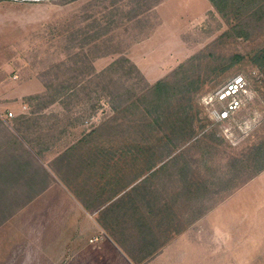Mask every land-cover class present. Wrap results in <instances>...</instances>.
Here are the masks:
<instances>
[{
	"label": "rangeland",
	"instance_id": "374dc122",
	"mask_svg": "<svg viewBox=\"0 0 264 264\" xmlns=\"http://www.w3.org/2000/svg\"><path fill=\"white\" fill-rule=\"evenodd\" d=\"M233 23L210 0H0V264L66 263L61 238L53 236L59 230H46L35 217L31 222L24 211L49 178L65 183L95 211L118 180L125 185L148 162L166 157L169 148L174 151L158 162L156 168L165 166L146 182L148 190H130L132 184L120 192L119 197L126 194L117 205L96 212L100 225L133 264H264V169L225 192L248 174L230 166V157L264 140V72L251 59L264 46V13L246 22L248 37L230 30ZM120 57L136 69L124 63L98 76ZM182 63L180 75L190 76L193 91L189 141L173 149L168 120L175 108L159 127L149 126L152 115L142 117L133 108L108 118L114 114L108 92L130 99ZM238 74L249 81L251 98L229 120L211 121L201 96ZM48 89L61 91L60 99L40 107L42 101L27 98ZM8 111L13 115L2 117ZM21 116L35 123L27 137L41 140L35 144L39 156L32 155L50 174L41 172L35 183L28 180L34 166L29 172L15 164L5 168L3 156L19 153L12 149L13 119ZM104 122L120 128L106 126L67 160H56ZM138 128L142 133L134 135ZM132 140L143 144L140 153ZM156 143L161 149H151ZM95 145L105 148L109 167L91 165ZM6 169L16 170L13 177ZM191 178L192 194L183 190ZM167 243L176 244L173 251L156 259Z\"/></svg>",
	"mask_w": 264,
	"mask_h": 264
},
{
	"label": "trees",
	"instance_id": "16d2710c",
	"mask_svg": "<svg viewBox=\"0 0 264 264\" xmlns=\"http://www.w3.org/2000/svg\"><path fill=\"white\" fill-rule=\"evenodd\" d=\"M212 5L215 7V9L228 20H232L234 23L231 25L230 30H236L240 35H243L244 37H248L247 34V24L246 22L249 21L253 17H258L264 13V0H210ZM251 59L253 63H255L263 72H264V46L261 47L259 50H257L252 56ZM124 63H129V66L131 68H135V65L130 63L129 59L126 57H120L113 62L109 64V66L105 69H103L98 76L103 77V74L110 72H113L117 68L121 67ZM186 64L182 63L177 66L176 69L172 71V73L165 78L157 80L154 84L150 86H146L145 88H142L138 93L134 92V95L129 99L125 94L123 93H112L108 92L107 95L109 96L110 101V107L113 111V115L109 116L110 119H115L119 114H125L128 110L131 108L136 109L140 115L143 117L146 114L152 115V121L149 123V126H162L163 121L166 119L165 113L167 111L170 112V109L175 108L174 115L175 117L173 119H169L168 123L170 126V134H172V138L170 140L172 141L173 149H176L178 145H181L182 143L189 141L193 137V129L190 125V109H191V103H192V97H193V91L189 88L190 84V76L188 75H180L181 71L185 68ZM61 95V91L54 90L51 91L48 89V91L42 93V94H36V95H30L27 98L29 100H39L40 107L46 106V104H49L53 101H57L59 96ZM72 95V94H68ZM149 97V98H148ZM144 100H147V104L144 102ZM179 116H183L181 118H178ZM25 116L15 117L13 121L16 124L15 133L17 137L15 136L13 138V151H19L17 152H9L5 156V168H8L10 165V168H13L12 165L15 164L16 166H20V168L26 172H29L27 168H31L32 166L35 167V170L33 173L29 175L30 182L35 183L36 177L41 175V172L45 175V177H50V174L44 170L41 166H38V162L32 155V153L39 156V149H37L36 145L41 140L40 137H36L34 139L27 137V130L29 131L32 125H34V122H28L27 119H23ZM107 118V117H106ZM107 122V121H106ZM167 122V120H166ZM107 123H102L97 126H94L92 130L86 132L83 134V136L78 139L77 141L71 143L69 146H67L61 154H59L56 157V160L58 161H65V159H68V154H71L75 149L80 148L82 144L87 143V137L89 135H92L95 132L101 131L106 128V126L110 128H117L119 129V125L116 123L109 125H103ZM130 126H128L129 128ZM140 128L135 129L134 135L138 133H142L139 131ZM150 129H153L151 127ZM159 133L161 135V129L159 130ZM170 135H168L169 137ZM165 137V136H164ZM162 139L163 136H161ZM135 140V139H134ZM134 140H132L133 148L140 153L141 149L143 148V144L136 143ZM160 141V139H159ZM166 145V141L164 143V146ZM130 147V146H129ZM153 148H160V143H156L152 146ZM105 148L102 145H95L90 148V150L95 151L93 154V158L91 159V165H98L102 167H109L110 164H108L109 160H106L104 158V155H102V150ZM249 152L246 154H243L242 152L230 157L229 164L230 166H237L236 170L243 169L245 173L247 172V176H245L243 179L238 182L237 185L230 187L229 189L225 190L226 194L232 189H234L236 186H239L243 184L245 181L250 179L252 176L259 173L261 170L264 169V140L259 143V145H253L249 148ZM155 151V150H154ZM174 151L172 148L167 150V156L172 155L171 152ZM153 154V152H152ZM9 156V157H6ZM166 157H159L158 159H155L153 161L148 162L146 168H143V170L136 171L134 173L133 177L128 180L125 185H119V180L115 183L116 188L112 190V193L106 197L104 200H102L98 208L102 207L101 210H109V206H115L117 205L121 199H123V196H125L126 191L123 192V195L120 197L117 196L120 192L125 190L130 185V190H135L139 187H142L146 184V182H149L152 177H154L157 173L161 172L162 167L165 166L162 164L161 166L156 168V165L161 160L163 161ZM20 159V160H18ZM139 155L136 156L134 159L135 161L139 160ZM55 160V161H56ZM117 163V162H115ZM111 165H115L114 163ZM37 166V167H36ZM117 166V165H116ZM24 168V169H23ZM10 170L6 169L8 171L9 177H13V173L16 170ZM21 171V170H20ZM198 174V173H197ZM181 175V174H180ZM184 175V173H182ZM185 176V175H184ZM142 177V178H141ZM186 177V176H185ZM186 178H183L182 180H185ZM194 180L191 178L186 184L183 190L185 192L193 193V185ZM52 182V179H48L45 185H43L41 188L37 190L34 196L31 197L33 199L38 194H40L44 189H46L50 183ZM201 182L197 183L196 185L199 186ZM145 190L146 187H143ZM117 196V197H116ZM226 196V195H224ZM223 196V197H224ZM76 197L79 199V196L76 195ZM114 197H116L114 200H112ZM222 197V198H223ZM30 199V200H31ZM29 200V201H30ZM111 202L106 205L107 201ZM138 200L141 202L142 197H139ZM80 201L84 205V207L88 208V203L86 200ZM144 201V197H143ZM213 204H210L209 206H205L204 208H199V210L196 213L195 218H199L202 214H204L208 209L212 207ZM143 219L146 222H149L150 219L148 217H145ZM181 229L177 230L180 231ZM153 234V233H152ZM155 251L144 253L143 256L140 257V261L147 259L149 256L153 255ZM127 254L129 257H131L132 260L137 262L136 257L129 251H127ZM139 261V262H140Z\"/></svg>",
	"mask_w": 264,
	"mask_h": 264
},
{
	"label": "crops",
	"instance_id": "0c3cea01",
	"mask_svg": "<svg viewBox=\"0 0 264 264\" xmlns=\"http://www.w3.org/2000/svg\"><path fill=\"white\" fill-rule=\"evenodd\" d=\"M100 209L97 207L92 211L84 207L65 183L55 179L29 202L24 211L28 212L31 222L35 217L38 223H46V230H59L53 236L61 238L65 264H133L100 225L96 216ZM175 245L165 244L156 259L166 258L165 254L170 248L173 251Z\"/></svg>",
	"mask_w": 264,
	"mask_h": 264
},
{
	"label": "built area",
	"instance_id": "2783aa9c",
	"mask_svg": "<svg viewBox=\"0 0 264 264\" xmlns=\"http://www.w3.org/2000/svg\"><path fill=\"white\" fill-rule=\"evenodd\" d=\"M250 98L249 81L242 74H238L201 96L200 103L208 118L220 123L229 120ZM12 115L13 113L8 111L2 117L9 118Z\"/></svg>",
	"mask_w": 264,
	"mask_h": 264
}]
</instances>
